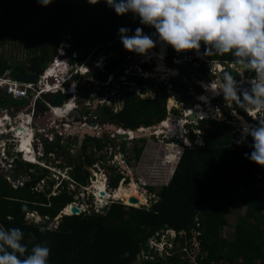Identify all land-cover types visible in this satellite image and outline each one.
<instances>
[{
    "label": "trees",
    "instance_id": "16d2710c",
    "mask_svg": "<svg viewBox=\"0 0 264 264\" xmlns=\"http://www.w3.org/2000/svg\"><path fill=\"white\" fill-rule=\"evenodd\" d=\"M120 27L131 28L129 35L140 27L144 34L157 39L154 28L141 24L139 17L130 12L117 15L104 0L96 5L88 4L87 0H53L47 6H42L38 0H0V47L8 43L24 44L30 56L28 63L36 56L44 57L46 63L50 62L56 50L67 42L71 45L68 54L79 51L80 62L85 61L94 50V55L103 50L109 58L105 71L99 76L105 78L114 74L118 78L122 68L131 61V53L123 48L119 39ZM153 49L160 51V44L157 43ZM201 50L204 53L203 44ZM174 52L170 46L164 49L170 63H173ZM204 57L223 63V71L231 72L238 81L241 79L240 70L232 66L235 58L231 54ZM141 66L147 69L150 64L146 62ZM28 67L27 64L12 63L0 53V78L9 72L17 79ZM179 70L181 75L172 79L176 100L193 105V96L189 94L191 84L198 94H202L204 89L192 79L207 78L209 66L207 61L194 56L185 65L179 66ZM245 74L248 78L254 76L249 71ZM129 78L138 82L143 92L151 91L155 95L142 97L136 90H127L123 93L122 109L113 112L106 108L110 121L135 130L167 120V84L151 82L138 74ZM10 98L17 100L12 96ZM3 101L4 96H0V103ZM214 101L221 106L224 103L221 97H215ZM237 110L246 120L256 123L243 110ZM228 115L227 120L203 117L190 125L187 137L192 144L181 142L184 149L180 158L178 153H172L167 158L175 165L180 159L171 180L158 191L154 186L150 187L160 197L153 205L154 210L116 201L105 213L62 215L57 220L67 207L76 202V193L70 186L77 184L87 188L91 177L89 168L104 159L103 156L92 158L93 151L89 154L88 150L94 147L102 150L106 142L88 137L79 157L69 160L70 167L75 166L70 179H58L60 184L55 195L52 191L57 182L49 180L48 169L38 165L16 160V175L20 176L25 171L30 177L23 187L14 188L5 177L0 176V226L5 229L20 228L24 233L22 243L29 252L34 244L46 243L50 248L48 264H135L138 256L148 249L151 238L160 240L164 230L168 229L177 232L176 238L169 240L173 243V247H169L171 257L167 261L160 257L149 263L190 264V259L181 255L186 256V252L182 251L191 247L196 230L201 232L198 237L201 250L196 253L198 264H264V167L246 158L245 153L252 150L249 147L251 137L247 142L237 144L238 126L230 121L232 116ZM199 135L202 143H195ZM135 139L144 141L142 145H135L133 157L140 160L146 138ZM126 142H122L123 150ZM70 144V141L67 145L62 144L60 139L55 143L46 142L47 156L59 153L68 158L66 151ZM114 168L107 167L109 170ZM123 177L121 173L112 176L110 187L118 188ZM42 181H47L45 191L38 188ZM240 206H247V210L236 226L235 238L230 240L222 236L221 230L228 223V213ZM29 214H37L43 223H29ZM52 223L58 225L53 228ZM41 228L45 230L41 232Z\"/></svg>",
    "mask_w": 264,
    "mask_h": 264
},
{
    "label": "rangeland",
    "instance_id": "374dc122",
    "mask_svg": "<svg viewBox=\"0 0 264 264\" xmlns=\"http://www.w3.org/2000/svg\"><path fill=\"white\" fill-rule=\"evenodd\" d=\"M153 52H157L154 54L153 58L150 59L148 64H150V67L147 69H144L141 65L140 58L139 61L137 62H132L129 61V63L122 68V74L118 77L115 78L117 80L116 83L110 84V88L105 90H102L104 93L101 97H93L92 94H90V87L93 86V83L91 82V79L97 82L101 83H107L109 74L105 76H99L97 78L93 77V74L89 73L88 75L84 74L86 72V68L88 70L92 71V67H86L81 65H78L77 67H73V71L76 72V79L75 81H78L79 87L81 90H86L88 92V98L86 101H84L85 108L82 109L79 107L78 111L81 113L83 120L85 118H88L92 113H94L95 107L94 103L97 102V105L101 106L99 101L103 100L105 101L104 107L99 110L98 118L97 119V127H99V130L95 131V134L87 135L85 136V140L88 137L92 138H100L103 141H105L106 146L104 149L99 150L98 148L94 147L93 149L90 148L88 150V153L91 154L93 151V156L92 158L94 159H100V156H103L104 159L103 161L99 160L96 162L93 167L89 168V171L91 172V177L89 178V185L87 188L83 187H78L77 184H73L70 186V189L72 191H75V201L74 202L77 206H79L82 210V213H92V212H97V213H105L109 207H111L116 201H123L127 205L128 202H126L123 199H110V198H103L102 201L100 202L97 198L96 190L93 188L95 185V182L101 180L104 182L106 191L108 194L112 195L115 192V189H112L109 184V180L112 176L116 175L117 173L123 174L125 176L124 180H122V183L125 186H128L131 184V182L135 181L138 183V185L141 188V193L142 195L145 196V198L149 201L148 204L154 205L160 198L157 192H152L150 187L154 186L156 188V191L160 190L164 185H167L169 181L171 180L172 176V171L176 167V165L172 162H168L167 158L170 154H180L183 151V147L181 145V142H183L186 145H190L191 139H189L188 136V131L191 124L197 123L198 120H188L187 115L194 109L193 107H198L195 112L199 115V111L206 109L205 111V117H212L216 118L215 113L217 110L222 114V119L218 120H227L229 118L230 114L232 116V119L230 120L233 124L238 126V138H240V123L241 120L240 118H243L246 120L240 112L236 109V114L233 113V110L229 107L226 106V103L221 104L219 102H215L214 98L215 97H221L223 98V94L221 93L220 95L213 96L209 90L205 89V85L210 84L212 82H215L218 78L221 79V74L225 67L223 66V63L219 61H209L206 60L202 50L200 49V55H197L196 53L193 54L190 51L188 52H180L177 53L176 51L174 52L173 55V63H170V58H168L165 53L163 56L162 60L158 59V54L160 51L154 50ZM152 52V53H153ZM0 53L3 55L6 59L10 60L12 63H23L24 65L27 64L29 66L28 60H29V53L27 51V48L25 47L24 44L22 43H8L4 44L3 46L0 47ZM132 54V52H130ZM105 54V53H104ZM89 56V55H88ZM106 58L102 59L99 57V55H91L92 63L94 60L97 62H100L102 66V70H99V73H102L105 71V65L106 61L109 58V55L105 54ZM194 56H197L201 58L204 61H207V65L209 66V72L207 78L204 80H197L196 78L193 77L192 81H197L199 84L204 89V92L202 94L203 97L207 98L206 100H201L200 97L202 94H198L195 91L194 86L191 84V88L189 90V94L193 96V105H187L185 103H180L178 100H176L175 94H174V89H173V84H172V79H176L181 75V72L179 70V66L185 65L187 61L192 59ZM90 59V60H91ZM54 60V59H53ZM160 62L163 63L164 67L163 69L157 70V65L160 64ZM146 63V62H144ZM49 64V63H48ZM47 64V65H48ZM173 66H172V65ZM233 66V64H232ZM30 67H28L29 69ZM85 68V69H84ZM172 68V69H171ZM27 69V70H28ZM175 69V74H173L172 71ZM239 69V68H238ZM130 70V75L133 74H138L140 76H143L147 80H150L151 82H164L167 84L168 88V100H167V108H168V117L167 119L170 120H164L170 123L171 127L174 130H167L165 129L163 132L160 133V135H154V131L156 128L160 126V123L157 125H153L151 128L148 129L146 132L144 138H146L145 141V149L142 154V157L140 160L134 159V153H135V145H142L144 141H139L138 137H132V139H126L123 141L126 142V147L124 152H128L129 154L125 153L123 156V159L119 158V151L118 147H122V143L120 142L122 140H119L117 136H114V131L112 129H108L109 125L112 123L109 119L110 115H106V105H108L109 109H111L113 112H117L118 110L122 109L123 104H124V99H123V93L126 92L127 90H136L138 94H140L142 97H154V93L149 91V92H143L141 89L140 84L137 82H133L130 80L129 76H126L125 74L129 72ZM163 70V71H162ZM167 70V71H166ZM240 70V69H239ZM141 71V72H139ZM143 72V73H142ZM241 72V71H240ZM144 74V75H143ZM124 76V78L122 77ZM2 78V77H1ZM7 79H11V82L16 80V78L12 77L10 73L8 72L4 77ZM248 79L247 75L242 73V77L239 81H244L246 82ZM10 82V81H9ZM19 83H24V82H19ZM72 82H68V84H71ZM0 84V96H4V101L0 103V114H2L1 117L2 119H5L9 116L5 113V111L1 112V108L3 110L9 109V114H10V121H7V126H5L4 129H1V131L5 132L8 131V133L4 134L2 137H0V152L4 148L5 149V154L2 155L0 153V176L5 177L14 188L18 187H23L25 182L30 179L29 175L27 172L22 171L20 176H17V182L13 181V178L11 177V172L15 173V167H16V160H20L21 162L27 163L24 161L25 155L22 156V154L19 153L18 149V143H17V138L15 136V133L11 131L12 127L11 125L14 126H19L20 125V120L18 119L19 114L21 112L26 113L27 115L31 116V113H33L34 110H37V116L44 114L45 117L47 116V121H50L52 124L50 127H48V131L52 132L53 130H56L57 128H62L66 122V116L65 115H60L62 116L61 118H56L55 120L53 119V111L50 110V108L47 105L46 99L49 97V95L45 94L42 96H39V93L37 91L33 92L32 94H29L28 99L18 101V100H12L9 95H7V84L4 83ZM107 86V85H106ZM208 93V94H207ZM38 94V95H37ZM173 101L171 102V100ZM172 103V104H171ZM235 108V105L233 106ZM107 108V109H108ZM34 109V110H33ZM189 109H191L189 111ZM188 111V112H186ZM49 114L51 115H48ZM193 112V111H192ZM208 113V114H207ZM36 116V117H37ZM102 116V117H101ZM95 117H92L93 120H95ZM173 117V118H170ZM37 118L32 121L27 125V128L36 130L38 129L37 125ZM172 119V120H171ZM179 119V120H178ZM180 119H184L185 122L188 121V123L180 124L179 121ZM198 119H200L198 117ZM78 118L76 114L70 118L69 121H77ZM250 123L255 124L254 122L250 120H246ZM176 124L174 125V123ZM47 123V122H46ZM9 124V125H8ZM71 126V123H69ZM118 125V124H117ZM120 126V125H119ZM72 127V126H71ZM121 127V126H120ZM18 128V127H17ZM176 129V130H175ZM120 130L123 131H129L126 130V128H120L117 130L119 132ZM116 131V130H115ZM36 132V131H34ZM199 134L201 133L199 130ZM164 133V134H162ZM171 134H174V138L171 136ZM84 140V142H85ZM109 140L111 142H109ZM249 140V137L247 138L246 142ZM70 141L71 144L69 148L66 151V154L68 155V158H66L64 155L59 154V153H54L48 155L47 158L45 156L39 157L38 153L43 151V147L37 151L36 149L34 150L35 153V158L37 162L45 161L49 166L51 167V170H48L50 172L49 180L51 181H56L57 184L54 187L52 194L55 195L58 193L57 188L59 186V180L58 179H70L69 176H71V171L74 169V165L70 167L69 165V160H73L79 157L81 153V148L79 146V137L71 134H65V138H62V142L67 145V142ZM122 141V142H123ZM116 142V143H112ZM35 136L33 134L32 138V146L33 148L35 147ZM94 143V142H93ZM112 143V144H111ZM195 143H202V138L200 135L196 138ZM64 145V146H66ZM120 147V148H121ZM11 152V153H10ZM10 153V157L9 154ZM117 154V156L113 155ZM43 159V160H42ZM42 160V161H40ZM112 160V161H111ZM109 161H111L110 165L113 163H116L114 166L115 168L113 170L107 169ZM29 162V161H28ZM105 164V165H103ZM14 165V166H13ZM11 166V167H10ZM112 167V166H111ZM33 172H37L36 170H33ZM128 178V180H126ZM47 184V181H42L39 185V191H45V186ZM120 186V185H119ZM144 192V193H143ZM136 207H142L144 206L143 204H131ZM245 211V208H241L239 214H243ZM263 211V210H262ZM65 212V210H64ZM236 212H232L234 214ZM231 214V213H230ZM72 215V214H69ZM61 217L57 218V220H60ZM239 218V215L237 219ZM27 219L29 223H36V224H42V218H40L37 214H29L27 216ZM58 223H52L51 227H56ZM163 233H166L167 235L170 233L169 229L164 230ZM166 236V235H165ZM170 236V235H169ZM160 240H164V236H162ZM170 239H173L174 237H168ZM166 239V237H165ZM157 237H152L150 240V244L148 246V249L143 251L139 256H138V264H147L149 263L150 260H157L158 258L162 257L163 261H166V254L168 253L165 248L171 247V245L168 243V245H163V244H157V249H153L152 247L158 242ZM183 252V251H182ZM186 252V251H184ZM158 253V254H157ZM137 262L135 264H137Z\"/></svg>",
    "mask_w": 264,
    "mask_h": 264
},
{
    "label": "clouds",
    "instance_id": "9594fccd",
    "mask_svg": "<svg viewBox=\"0 0 264 264\" xmlns=\"http://www.w3.org/2000/svg\"><path fill=\"white\" fill-rule=\"evenodd\" d=\"M52 2L53 0H38L42 6H47ZM99 2L100 0H87L90 5H96ZM104 3L117 15L130 12L135 17H139L141 24L155 29L157 39L144 34L140 27H137L131 35H129L130 29L120 27L118 29L120 42L129 52L148 59L150 58L149 51L151 49L154 51L153 48L159 43L161 50L158 59L162 60L164 49L167 46L177 53L194 51L200 55L203 44L204 56L231 54L235 58L234 68H239L241 73L245 71L254 73V76L247 80L248 87H243L244 81H238L231 72L226 70L222 72V79L218 78L204 87L213 96L222 93L226 106L231 108L234 114L238 108L256 121L253 124L240 118V138L237 144H243L248 137H251L252 142L249 147L252 150L250 153H245V156L250 161L264 167V0H104ZM53 59L48 63L53 62ZM96 61L92 63L91 59L87 64L95 69ZM70 62L71 64L78 62L81 65L84 61L71 59ZM48 63L43 65L42 72L47 68ZM161 67L162 65L158 64L157 70ZM62 69L67 77L64 87L68 86L67 90H71L70 87L77 84L76 74L69 65L66 67L62 65ZM170 71L175 74V70ZM86 74H89V70ZM68 82L72 83L68 84ZM77 88L78 94L81 89L79 86ZM68 95L72 98V93ZM200 99L206 100L207 98L201 96ZM74 112L72 114L75 115ZM215 116L222 119L219 110L216 111ZM153 134L160 135L156 134V130ZM171 136L174 138V134ZM35 165L40 166L38 163ZM175 169L176 167L172 175ZM44 230L40 229L41 232ZM23 240L24 233L20 228L5 229L0 226V264H48L50 248L46 243L34 244L29 252L27 246L22 243Z\"/></svg>",
    "mask_w": 264,
    "mask_h": 264
},
{
    "label": "built area",
    "instance_id": "2783aa9c",
    "mask_svg": "<svg viewBox=\"0 0 264 264\" xmlns=\"http://www.w3.org/2000/svg\"><path fill=\"white\" fill-rule=\"evenodd\" d=\"M71 48V45H70V43H63L62 45H61V47H60V49H58V52H57V54H56V56H55V59H54V61L53 62H51L50 64H48L47 65V68L46 69H44L43 70V72L40 74V76H39V78H38V80H37V82L36 83H30V84H28V83H19V81H17V79L16 80H14L13 82H11V79L9 80V79H7V78H4L3 79V77L2 78H0V84L1 83H3V85H4V83L5 84H7V88H8V91H7V93H8V95H10V96H12V97H14L15 99H17V100H26V99H28V96H29V94H32L33 92H35V91H37L38 93H39V96H42V95H45L46 93H56V92H59V91H61L64 95H68V94H70L71 92H73V90L71 89V90H67L65 87H64V85H65V83L64 82H66V80H67V77L65 76V74L64 73H62L61 75H58V77H56L53 73H50V71L54 68V66H57V65H59L60 63H63V65L66 67L67 65H69L71 68H73L74 66L75 67H77L80 63H78V62H75L74 64H71V59H79V57H80V52H74L71 56H69L68 55V50ZM95 51L96 50H94L93 52H92V54H90L87 58H86V60L83 62V63H81V67H83V66H86V67H89L88 66V62L90 61V59H91V55H94V53H95ZM151 51H153L152 49L149 51V57L150 58H148V59H146L144 56H142V55H139V54H136V53H132L131 55H129V59L131 58H133L134 56H136V57H138V58H140V60H141V64L142 63H144V62H149L150 61V59H152L153 58V56H152V54L150 53ZM139 61V60H138ZM95 64V66H96V68L97 69H99L100 71L102 70V68L104 67V66H102V64H100V62H95L94 63ZM85 69V68H84ZM86 71L88 70V68H86L85 69ZM93 70H94V68L92 67V71H90L89 70V73H93ZM62 72H63V70H62ZM139 72H141V71H139ZM74 73H76V72H74ZM130 70H129V72H127L125 75L126 76H129L130 75ZM143 73V72H142ZM84 74H85V72H84ZM86 75V74H85ZM144 75V74H143ZM123 78H124V76H122ZM115 80V75L114 74H109V77H108V81H107V83H101V82H97V81H94L93 79H91V82L93 83V84H100V85H102V86H106V85H109L110 83H111V81L113 82ZM10 81V82H9ZM57 83V84H56ZM79 82L77 81V84H73L72 85V87L74 86V85H77V86H79ZM2 85V86H3ZM51 85V86H50ZM49 87H52V88H54L53 90H51L50 92H47V90L49 89ZM93 86H91L90 87V90H91V88H92ZM77 90H78V88H77ZM100 91V90H99ZM78 92V91H77ZM77 92L76 93H72V98H71V100L69 101V102H64V108H65V110L63 111L65 114V116H66V122L67 123H65L64 124V126L62 127V128H57L56 130H53L52 132H49L48 131V127H50L52 124L50 123V121H47V116L45 117V115L44 114H41V115H38L37 116V110H34L33 111V113H31V116H32V118H33V120L35 119V118H37L36 120H37V125H38V129H36V130H33V129H31V131L33 132V134H34V136H35V147H34V150L36 149L37 151H39V149L41 148V147H43V151H41V152H39L38 153V155H39V157H42V156H45V158L47 157V153H46V142H48V143H55L58 139H60L61 140V143L62 144H64L63 142H62V138H65V134H70L69 132H68V130L69 129H79V127H77L78 125L77 124H79V122H78V120L77 121H69L70 120V118L73 116L72 115V113L75 111V110H78L79 109V102H78V100H77V97H76V94H77ZM90 94H92L91 93V91H90ZM38 95V94H37ZM92 96H93V94H92ZM94 97V96H93ZM99 103H100V105H104L105 104V101H103V100H100L99 101ZM74 105V109L72 108L71 109V105ZM47 105H48V107L50 108V110H52L53 111V114H57L56 112H57V110H63L64 108H62V107H53V106H51L48 102H47ZM3 111H5V113L7 114V116H9L10 117V114H9V109H6V110H2L1 112H3ZM27 112H29V111H27ZM26 112V113H27ZM26 113H24V112H21L20 114H19V120H22L23 119V116L24 115H27ZM2 114H4V113H2ZM2 114H0V115H2ZM48 115H50L49 114V112H48ZM70 115V116H69ZM29 116V115H28ZM37 116V117H36ZM51 116V115H50ZM92 114L90 115V116H88V118H85L84 120H82V122H83V124H82V126L83 127H86V128H88L89 130H91V131H97V130H99V127H92V126H90L91 125V122H93V121H97V119L95 118V120H91L92 118ZM44 118H46L45 120V123L43 124L42 123V120L44 119ZM58 119V118H57ZM47 122V123H46ZM69 123H71V126H70V124ZM15 126H13L12 127V129L14 128ZM142 128V127H141ZM141 128H138L137 130H142ZM144 128H146V129H149V127H144ZM34 131H36V132H34ZM130 131V130H129ZM131 132V131H130ZM15 135H16V133H15ZM72 135V134H71ZM114 136H116V134H114ZM138 137V136H137ZM120 140V139H119ZM123 141V140H122ZM122 141L120 142V144L122 143ZM190 145H191V143H190ZM121 147V146H120ZM120 147H118V151H119V158L120 159H123V156H124V154L125 153H127V154H129L128 152H124L123 150H122V147L120 148ZM2 152H0L2 155H4L5 154V149L3 148L2 150H1ZM20 153V152H19ZM21 154V153H20ZM113 155H115V156H117V154H113ZM22 156H24L23 154H22ZM112 161V160H111ZM111 161H109V164H108V166H115L116 165V163H113V164H111L110 165V163H111ZM42 168H45V169H48V170H51V167L52 166H49L48 164H45V163H47V162H43V163H41V162H37ZM14 166V165H13ZM11 167V166H10ZM125 178L123 177L122 178V180H124ZM122 182V181H121ZM72 205H76L75 203H73V204H71L70 205V207L72 206ZM77 206V205H76ZM63 214H66V213H64V212H62V214H61V216L60 217H62V215ZM170 231V233L167 235L166 233H163L162 234V236H164V240H158V242L152 247L153 249H157V244H163V245H168V243L171 245V248L173 247V243L172 242H170L171 240H170V238H168V237H174V238H176V236H177V232L176 231H174V230H169ZM200 233L201 232H199V231H196V230H194V237H193V239H192V245H191V247L190 248H188V247H186V248H184V250H183V252L184 251H186V256H184V255H181L182 256V258H185V259H190V264H198V261H197V256H196V253L197 252H199L200 250H201V243H200V240H199V235H200ZM166 235V236H165ZM170 235V236H169ZM161 236V238H163ZM165 237H166V239H165ZM170 240V241H169ZM149 245H152V244H150L149 243ZM165 250L168 252L167 254H166V261L167 260H169V258L171 257V255H172V253H171V250L169 249V248H165ZM182 253V252H181ZM158 254V253H157ZM139 259V258H138ZM137 259V260H138ZM156 261V260H155ZM137 262V261H136ZM135 262V263H136ZM139 262V261H138ZM138 262H137V264H138ZM147 264H159V263H147ZM164 264V263H163Z\"/></svg>",
    "mask_w": 264,
    "mask_h": 264
},
{
    "label": "water",
    "instance_id": "95a60500",
    "mask_svg": "<svg viewBox=\"0 0 264 264\" xmlns=\"http://www.w3.org/2000/svg\"><path fill=\"white\" fill-rule=\"evenodd\" d=\"M129 29H131V28H129ZM127 52L130 53L129 51H127ZM99 57L102 58V59L106 58L103 50L100 51ZM138 60H139V58L136 57V56H134L132 58V62L133 63L137 62ZM45 63H46V60H45L44 57H41V56L34 57L33 59H31L29 61V67L30 68L27 71L22 72L19 76H17V81L28 83V84L35 83L37 81L39 75L41 74L42 69H43V65ZM92 74H93L94 78H97V77H99L100 73H99L98 69L95 68L93 70ZM117 80H115L113 82V84L116 83ZM242 86L243 87H248L247 81L244 82ZM99 88H100V85H98V84L97 85H93V87L91 88V93L93 94L94 97H97L99 95V91H98ZM66 89H69V87L67 86ZM70 98H71V96H69V95H63L61 92H57V93H54V94H50L49 97L46 99V102H48L53 107H62V108H64V102L69 101ZM87 98H88V92L86 90H80L79 93L77 94V99L80 102V107L82 109L85 108L84 101H86ZM1 110H3V108H1ZM74 113L76 114V116H77V118L79 120L78 121L79 124H77L78 125L77 127H79V129H72L69 133L79 137V146L82 147L83 144H84L85 136L91 135V134H95V132L82 126L83 118H82V115H81V113L79 111H75ZM96 114H97V111L92 114V117H94ZM45 119L46 118H44L42 120L43 124L45 123ZM187 119L188 120H198V114L195 111L190 112V114L187 115ZM91 126L92 127H97V122L96 121L91 122ZM120 128H123V127H120L119 125H117L115 123H111L109 125V127H108V129H112V130H119ZM17 130H21V132H24V129L22 127L17 128ZM126 130H128V129H126ZM129 130L135 132L136 136H138V137L145 136V134H146L145 130L144 131L137 130V129L136 130L129 129ZM125 132H127V133H125ZM128 133H129L128 131H124V133L118 132L116 135H117V137L120 140L131 139V135L128 134ZM11 177L13 178L14 182H17L18 179H17L16 173L11 172ZM100 194H101V196L104 197L106 193L105 192H101ZM130 202H131L130 205L131 204H138V203L141 202V200H140V198H138L136 196H132L131 199H130ZM143 205H144V207H146V208H148L150 210H154L155 209L154 206H152V205H150L148 203H143ZM70 209H71V214L72 215H81L82 214V210H81V208L79 206L72 205L70 207Z\"/></svg>",
    "mask_w": 264,
    "mask_h": 264
},
{
    "label": "bare ground",
    "instance_id": "6f19581e",
    "mask_svg": "<svg viewBox=\"0 0 264 264\" xmlns=\"http://www.w3.org/2000/svg\"><path fill=\"white\" fill-rule=\"evenodd\" d=\"M153 51H151L150 53L152 54V56H154V54L155 53H157V52H153ZM62 65H63V63H60L59 65H57V66H54V68L50 71V73H53L56 77H58V75H61L63 72H62ZM160 65H162V67H161V69H163V67H164V65H163V63L162 62H160ZM172 69V68H171ZM164 70V69H163ZM162 70V71H163ZM175 70V69H174ZM167 71V70H166ZM86 73V72H85ZM57 84V83H56ZM51 86V85H50ZM72 90H73V92H71V93H76L77 92V85H74L73 87L71 86L70 87ZM54 88H52V87H49V89L47 90V92H50L51 90H53ZM173 101V99L171 100V102ZM172 104V103H171ZM71 109L73 108L74 109V105L72 104L71 106ZM198 107H200L199 105H198ZM197 107V108H198ZM194 109L192 110V111H195L197 108L196 107H193ZM199 109V108H198ZM65 110V108L63 109V110H57V114L55 115H53L52 117H53V119L55 120L56 118H61L62 116H60V115H64L65 113L63 112ZM191 109H189V111H190ZM191 111V112H192ZM205 111H206V109H203V110H201V111H199V115H198V117H205L206 115H205ZM186 112H188V111H186ZM190 114V113H189ZM208 114V113H207ZM4 115V114H3ZM70 116V115H69ZM170 118H173V117H170ZM32 117H30V116H28V115H24L23 116V119L22 120H20V125L19 126H15L13 129H11V131L12 132H14V133H16V138H17V143H18V149H19V152L21 153V154H23V155H25V159H24V161H26V162H28L29 161V163H34V164H36L37 163V160H36V158H35V155H34V153H35V151H34V148H33V146H32V138H33V132H31V129L30 128H27V125L32 121ZM11 119L9 118V117H7V118H5V119H2V117H1V115H0V137H2L4 134H6V133H8V131H5V132H3V131H1V129H4L5 128V126H7V121H10ZM167 120H170V119H167ZM172 120V119H171ZM179 120V119H178ZM181 121H179V123L182 125V124H184V119H180ZM185 123H188V121L187 122H185ZM176 124V122L174 123V125ZM9 125V124H8ZM11 126H14V125H11ZM91 126V125H90ZM17 127L19 128V127H22L23 129H24V132H21V130H17ZM142 129V131H144L145 130V132H147L148 131V129H146V128H144V127H142L141 128ZM165 129H167V130H169V129H171V130H174L172 127H171V125H170V123L169 122H167V121H163V123H161L160 124V126L158 127V128H156L155 130H156V134H160L161 132H163ZM176 130V129H175ZM71 131V129H69L68 130V132H70ZM95 132V131H94ZM119 132H121V133H124V131L123 130H120ZM125 133H127V132H125ZM128 134H130L131 135V138L132 137H136V133L135 132H133V131H131V132H129ZM25 142H27V144H25ZM22 145H23V147H22ZM122 183V182H121ZM97 192H96V194H97V198H98V200L101 202L102 201V199L103 198H110V199H123V200H125L126 202H128V204H130L131 202H130V199H131V197L132 196H136V197H138V198H140V200H141V202L140 203H138L139 205L140 204H143V203H149V201L145 198V196L144 195H142V193H141V188H140V186L138 185V183H136L135 181H133V182H131V184L130 185H128V186H125L124 184H120V186L118 187V188H115V192L112 194V195H110V194H108L107 193V191H106V187H105V184H104V182L103 181H101V180H99V181H97V182H95V185H94V187H93ZM101 192H105L106 194H105V196L103 197V196H101ZM144 193V192H143ZM102 203H103V201H102ZM64 213H66V214H71V209H70V207H67L66 209H65V212Z\"/></svg>",
    "mask_w": 264,
    "mask_h": 264
},
{
    "label": "crops",
    "instance_id": "0c3cea01",
    "mask_svg": "<svg viewBox=\"0 0 264 264\" xmlns=\"http://www.w3.org/2000/svg\"><path fill=\"white\" fill-rule=\"evenodd\" d=\"M241 208L242 209L245 208V211L242 215L239 214ZM246 210H247V206H240L238 210L236 209L235 211H233L236 213L234 214H232V212H230L231 214L228 213L227 215L228 223L221 230V234L223 237L230 238V240H233L235 238L236 226L238 222L242 219V217H244ZM263 212H264V208H263ZM238 215H239V218L237 219ZM237 263L239 264L240 262H237Z\"/></svg>",
    "mask_w": 264,
    "mask_h": 264
},
{
    "label": "flooded vegetation",
    "instance_id": "af4514ba",
    "mask_svg": "<svg viewBox=\"0 0 264 264\" xmlns=\"http://www.w3.org/2000/svg\"><path fill=\"white\" fill-rule=\"evenodd\" d=\"M110 84H112V83H110ZM107 85V86H102V85H100V84H98V85H100V88L98 89V91H99V95L97 96V97H101L104 93H106V92H102V90H105L106 91V89H109L110 88V86L111 85ZM93 85H97V84H93ZM91 91V90H90ZM94 106H96L95 107V110H94V112H96L97 111V114L95 115L96 117L95 118H98L97 116H98V114H99V110H101L103 107H104V105H101V106H99V105H97V102H95L94 103ZM106 107L108 108L109 106L108 105H106ZM93 114V113H92ZM102 117V116H101ZM92 118V117H91ZM91 120H93V119H91ZM97 122V121H96ZM113 123V122H112ZM98 124V123H97ZM116 124V123H115ZM114 131V133L113 134H117L118 132H117V130L115 131V130H113ZM32 132V131H31ZM117 136V135H116ZM119 139V138H118ZM112 143H116V142H112ZM111 143V144H112Z\"/></svg>",
    "mask_w": 264,
    "mask_h": 264
},
{
    "label": "snow or ice",
    "instance_id": "6c2138e0",
    "mask_svg": "<svg viewBox=\"0 0 264 264\" xmlns=\"http://www.w3.org/2000/svg\"><path fill=\"white\" fill-rule=\"evenodd\" d=\"M25 144H27V142H25ZM22 147H23V145H22Z\"/></svg>",
    "mask_w": 264,
    "mask_h": 264
}]
</instances>
